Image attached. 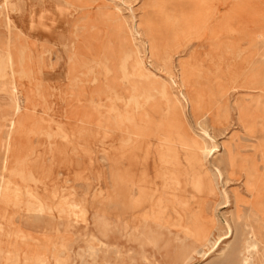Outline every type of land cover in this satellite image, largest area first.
Instances as JSON below:
<instances>
[{
  "label": "rangeland",
  "instance_id": "374dc122",
  "mask_svg": "<svg viewBox=\"0 0 264 264\" xmlns=\"http://www.w3.org/2000/svg\"><path fill=\"white\" fill-rule=\"evenodd\" d=\"M2 1L0 264H175L182 246L196 250L189 264H264L263 247L254 251L250 241V207L237 202L250 197L247 162H256L264 173V0H216L219 37L212 42L192 39L185 45L178 34L182 47L172 53L168 66L162 48L150 53L146 38L138 43L146 51L148 71L177 78L191 99L188 125L214 151L206 161L216 183L212 209L203 196L189 201L182 192L151 214L138 165L120 147L118 132L102 120L122 106L103 94L101 55L115 22L134 29L150 0H10L15 77L3 69ZM193 1L182 0L181 9L187 11ZM170 25L177 30V23ZM126 35L123 29L114 33L112 44L125 45ZM117 90L123 100L128 97L126 88ZM237 100H244V106L258 103L257 109L242 113L240 121ZM225 106L229 118L221 122L217 114ZM97 110L100 124L85 126ZM137 213L145 217L142 228L137 227ZM228 223L235 228L229 237L224 235ZM201 228L210 232L208 242L199 237ZM56 231L60 236L54 239ZM246 235L251 237L247 243ZM96 239L115 248L120 258L91 255Z\"/></svg>",
  "mask_w": 264,
  "mask_h": 264
},
{
  "label": "bare ground",
  "instance_id": "6f19581e",
  "mask_svg": "<svg viewBox=\"0 0 264 264\" xmlns=\"http://www.w3.org/2000/svg\"><path fill=\"white\" fill-rule=\"evenodd\" d=\"M2 4L4 6L2 15L6 30V43L2 55V62L5 66L3 69L8 70L15 77L16 60L11 36L12 28L7 17V11L13 12L14 7L10 0H3ZM182 5V0H150L149 4L145 5L139 24L134 29L127 26L123 21L115 22L101 53L104 57L105 70V79L102 83L103 94L108 99L121 103L122 106V108H114L102 120L108 129L118 132L121 136L120 147L131 153L133 160L138 165L143 198L146 209L150 214L155 208L163 210L168 207L166 206L168 201H171L172 198L173 200L174 198L178 199L182 192H184V195L185 193L188 195L189 201L198 198L200 195L203 196L208 210H211L212 204L216 202L215 179L206 164L207 159L214 151L206 147L203 139L193 132L186 121V109L190 105L191 99L184 94L177 78L172 73L164 79L153 75L152 72L147 70L144 63L146 51L141 50L138 44L141 43L142 38L144 40L146 38L149 43V45H146L147 52L154 53L155 49L162 48L160 50L163 53L162 61L168 66L171 63L172 53L182 47L177 42L178 34L182 35L183 40L186 42L185 45L192 39H207L212 42L219 37V30L216 29L214 24L216 18L220 15V7L216 0H194L187 11L181 9ZM226 17L223 20L226 21ZM171 23L178 24L176 31L171 27ZM167 27V31H164ZM122 29L123 31L126 30L127 33V37L123 42L125 45L112 44L113 34L117 33L119 35ZM96 63L99 64L98 61ZM119 87L126 88L128 91V97L125 100L118 93L119 90L117 89ZM251 89L256 90L257 88ZM222 98L227 105V94H223ZM59 100H62L61 97ZM196 102L200 105V101ZM242 102L244 100L241 102L237 100L235 103L240 121H242V113L250 115L258 106V103L254 106H244ZM100 111H94L92 115L88 116L86 121L83 122L84 125H99L102 115ZM59 115L63 117V112ZM217 117L221 122L228 120L229 111L227 106L220 109ZM10 127H12V124ZM235 164L241 165L240 162ZM246 165V187L250 197L249 200L237 198V202L250 207L251 214L247 225H249L252 238L250 237V240L246 235L244 241L247 243L250 240L255 251L259 247L264 249V173H261L256 162H247ZM21 174V178L26 180L27 174L24 170L21 171ZM216 174L219 175L220 173L217 172ZM211 198H213V201ZM38 207L37 203L36 209ZM197 210L199 209H195V212L199 213ZM169 214L171 213L169 212ZM211 214L212 212L209 215ZM195 215H191V219L192 217L196 218ZM132 217L134 216L132 215ZM213 217L210 216L211 219ZM134 218L137 227L142 228L145 224V217L137 213ZM168 218H171V215ZM234 232V226L228 223L224 235L233 236ZM23 234L24 232H22V236ZM210 235V232L208 234L203 228L199 230V237L204 242L210 240ZM59 236L60 233L56 231L52 238L56 239ZM90 250L91 255L97 257L102 256L114 260L120 258V253L115 248L99 239H96V244H93ZM195 252L196 250L191 247L182 246L174 257L175 264H189L194 259ZM108 264L112 263L109 262Z\"/></svg>",
  "mask_w": 264,
  "mask_h": 264
}]
</instances>
